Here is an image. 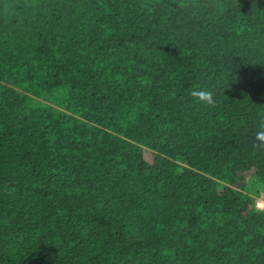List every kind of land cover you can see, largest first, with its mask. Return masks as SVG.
<instances>
[{
  "label": "trees",
  "instance_id": "16d2710c",
  "mask_svg": "<svg viewBox=\"0 0 264 264\" xmlns=\"http://www.w3.org/2000/svg\"><path fill=\"white\" fill-rule=\"evenodd\" d=\"M261 119L264 0H0V264H264Z\"/></svg>",
  "mask_w": 264,
  "mask_h": 264
},
{
  "label": "rangeland",
  "instance_id": "374dc122",
  "mask_svg": "<svg viewBox=\"0 0 264 264\" xmlns=\"http://www.w3.org/2000/svg\"><path fill=\"white\" fill-rule=\"evenodd\" d=\"M146 158L149 161L153 160V154L150 151H146ZM249 177V191L253 192L256 197V204L259 208L264 209V183L259 181L256 178L251 179V174H248Z\"/></svg>",
  "mask_w": 264,
  "mask_h": 264
},
{
  "label": "clouds",
  "instance_id": "9594fccd",
  "mask_svg": "<svg viewBox=\"0 0 264 264\" xmlns=\"http://www.w3.org/2000/svg\"><path fill=\"white\" fill-rule=\"evenodd\" d=\"M211 97H212V92L211 91H203L201 92L200 98L204 99L207 98L209 102L211 103ZM259 128L261 130H258L256 133V137L260 141H264V119H261L259 122Z\"/></svg>",
  "mask_w": 264,
  "mask_h": 264
}]
</instances>
